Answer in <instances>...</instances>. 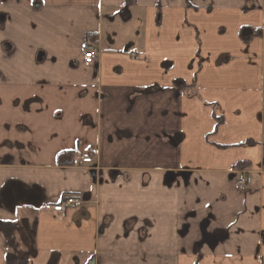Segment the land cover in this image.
I'll return each mask as SVG.
<instances>
[{"label":"crops","instance_id":"1","mask_svg":"<svg viewBox=\"0 0 264 264\" xmlns=\"http://www.w3.org/2000/svg\"><path fill=\"white\" fill-rule=\"evenodd\" d=\"M0 223V264H264V0H0Z\"/></svg>","mask_w":264,"mask_h":264},{"label":"built area","instance_id":"2","mask_svg":"<svg viewBox=\"0 0 264 264\" xmlns=\"http://www.w3.org/2000/svg\"><path fill=\"white\" fill-rule=\"evenodd\" d=\"M133 58H136V55H132ZM84 59L85 63L88 65L94 64L97 61V51L92 46H86L84 48ZM81 165L92 164L91 158L80 159ZM243 186V182L239 183V187ZM82 205V200L79 197L70 196L64 199L61 203L53 207V211L56 214L64 216L66 211L70 208H79Z\"/></svg>","mask_w":264,"mask_h":264},{"label":"trees","instance_id":"3","mask_svg":"<svg viewBox=\"0 0 264 264\" xmlns=\"http://www.w3.org/2000/svg\"><path fill=\"white\" fill-rule=\"evenodd\" d=\"M127 1H132V0H127ZM192 93L189 94V96L192 97ZM236 168H242V164H237L235 166ZM0 229L4 232L7 240L11 242L14 237V232H15V225L12 223H0ZM7 264H29V261L27 258H23L20 256H12L7 258Z\"/></svg>","mask_w":264,"mask_h":264},{"label":"water","instance_id":"4","mask_svg":"<svg viewBox=\"0 0 264 264\" xmlns=\"http://www.w3.org/2000/svg\"><path fill=\"white\" fill-rule=\"evenodd\" d=\"M174 84H175V87L177 89H184V87H185V82L182 81V80H178ZM91 174H92V177L96 176V172L95 171H93ZM88 264H95V260L92 259Z\"/></svg>","mask_w":264,"mask_h":264},{"label":"flooded vegetation","instance_id":"5","mask_svg":"<svg viewBox=\"0 0 264 264\" xmlns=\"http://www.w3.org/2000/svg\"><path fill=\"white\" fill-rule=\"evenodd\" d=\"M185 87H186V85H185ZM185 87H184V89H185ZM180 90H182V89H180Z\"/></svg>","mask_w":264,"mask_h":264}]
</instances>
